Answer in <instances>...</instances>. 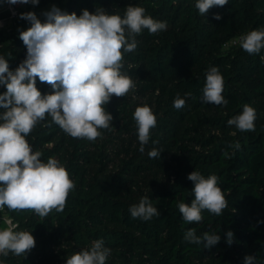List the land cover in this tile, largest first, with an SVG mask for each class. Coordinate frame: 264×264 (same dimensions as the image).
<instances>
[{
    "label": "trees",
    "instance_id": "trees-1",
    "mask_svg": "<svg viewBox=\"0 0 264 264\" xmlns=\"http://www.w3.org/2000/svg\"><path fill=\"white\" fill-rule=\"evenodd\" d=\"M195 3L66 0L57 7L77 16L84 9L95 13L103 8L123 17L129 5L140 6L146 15L165 21L167 30L153 35L144 29L135 37L136 49L123 53L121 71L135 87L104 106L113 121L110 130L100 129V138H72L50 116L26 137L33 152L42 153L43 162L55 158L66 168L75 189L63 212L53 210L44 218L29 210H1L17 225L16 231L33 235L35 247L25 255L0 254V264H66L67 258L96 240L111 250L106 264H245L246 256L255 257L253 264H264V49L250 55L233 43L252 30H264V0H229L204 16ZM216 14L221 19H214ZM26 55L20 35L0 39V56L10 70ZM211 67H218L223 76L226 106L203 101ZM36 86L42 94L52 92L38 78ZM5 91L0 85V94ZM177 97L186 101L179 110L173 107ZM245 104L256 111L254 131L228 125ZM144 105L153 111L157 125L140 152L133 113ZM236 143L239 149L233 147ZM153 148L161 151L160 157L148 156ZM193 171L219 178L228 207L220 216L204 210L201 223L189 224L177 205L194 199L188 179ZM145 196L160 216L132 219L130 206ZM189 228H195L197 236L214 232L220 240L211 248L187 242Z\"/></svg>",
    "mask_w": 264,
    "mask_h": 264
},
{
    "label": "clouds",
    "instance_id": "clouds-1",
    "mask_svg": "<svg viewBox=\"0 0 264 264\" xmlns=\"http://www.w3.org/2000/svg\"><path fill=\"white\" fill-rule=\"evenodd\" d=\"M10 4L38 5L40 0H7ZM173 3L176 0H172ZM229 0H196L195 8L204 16L212 7H223ZM140 6L129 5L121 17L108 14L97 8L95 13L87 9L77 16L68 14L53 6L43 13L45 21L34 12L21 13L20 18L30 22L27 30L20 31V39L26 46V59L14 70L8 61L0 56V85L6 91L0 94V210L33 211L41 218L50 212H63L75 183L66 168L55 158L47 162L41 159L40 151L33 152L26 137L35 126L51 117L65 134L76 139L95 141L102 136L100 129L110 130L113 116L105 110L113 96H126L135 84L121 69L124 66L123 53L137 47L135 37L147 29L150 34L167 30L165 21H157L145 14ZM214 19H221L219 14ZM131 38V40H130ZM241 48L247 53L258 54L264 49V30H252L239 37ZM37 78L52 89L42 94L37 88ZM223 76L218 67H211L206 75L203 101L209 104L227 105L222 95ZM186 101L177 97L173 107H184ZM133 119L137 126L140 152L144 151L151 129L157 119L147 105L136 107ZM256 111L245 104L241 114L228 120L241 132L255 130ZM157 143V142H153ZM233 147L240 148L239 143ZM153 148L150 158L160 157ZM193 182L194 199L190 204L179 202L177 207L186 223H201L202 211L220 216L228 207L227 199L218 186L219 178L200 172L188 175ZM132 219L148 221L160 212L147 196L129 208ZM0 229V254L9 252L16 256L25 255L35 247L33 235L27 231H16V224L10 220ZM231 245L233 233L227 234ZM187 242L203 243L204 248L216 245L219 235L204 232L197 236L195 228H189L184 235ZM111 250L104 247L102 240L93 242L89 249L79 251L66 259V264H106ZM255 257L246 256L245 264H253Z\"/></svg>",
    "mask_w": 264,
    "mask_h": 264
},
{
    "label": "rangeland",
    "instance_id": "rangeland-1",
    "mask_svg": "<svg viewBox=\"0 0 264 264\" xmlns=\"http://www.w3.org/2000/svg\"><path fill=\"white\" fill-rule=\"evenodd\" d=\"M66 0H40L38 5L28 4H10L6 1L0 3V15L3 17L0 19V39L7 40L10 37L20 35V31L27 30L29 28L30 22L21 19V13L34 12L38 19L42 22L45 21L44 12L50 11L53 6L58 7L62 4H65ZM14 13V15L12 13ZM115 143L110 144L111 150H116ZM103 150L105 153L109 151L108 146L104 147ZM115 155H112V158ZM7 216L1 213L0 210V229L6 228Z\"/></svg>",
    "mask_w": 264,
    "mask_h": 264
},
{
    "label": "built area",
    "instance_id": "built-area-1",
    "mask_svg": "<svg viewBox=\"0 0 264 264\" xmlns=\"http://www.w3.org/2000/svg\"><path fill=\"white\" fill-rule=\"evenodd\" d=\"M12 13V12H11ZM14 15V13H12Z\"/></svg>",
    "mask_w": 264,
    "mask_h": 264
},
{
    "label": "water",
    "instance_id": "water-1",
    "mask_svg": "<svg viewBox=\"0 0 264 264\" xmlns=\"http://www.w3.org/2000/svg\"><path fill=\"white\" fill-rule=\"evenodd\" d=\"M19 36V35H18Z\"/></svg>",
    "mask_w": 264,
    "mask_h": 264
}]
</instances>
